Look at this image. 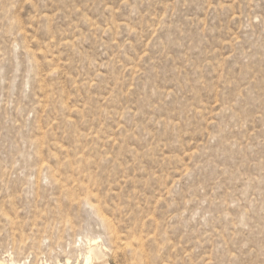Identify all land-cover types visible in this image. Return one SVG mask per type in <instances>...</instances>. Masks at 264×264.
Here are the masks:
<instances>
[{
  "label": "rangeland",
  "instance_id": "1",
  "mask_svg": "<svg viewBox=\"0 0 264 264\" xmlns=\"http://www.w3.org/2000/svg\"><path fill=\"white\" fill-rule=\"evenodd\" d=\"M89 248L264 264V0H0V264Z\"/></svg>",
  "mask_w": 264,
  "mask_h": 264
},
{
  "label": "bare ground",
  "instance_id": "2",
  "mask_svg": "<svg viewBox=\"0 0 264 264\" xmlns=\"http://www.w3.org/2000/svg\"><path fill=\"white\" fill-rule=\"evenodd\" d=\"M91 262H94V264H105L106 263L105 259L103 258L101 259L99 257L95 248H89L85 256V264H90Z\"/></svg>",
  "mask_w": 264,
  "mask_h": 264
}]
</instances>
